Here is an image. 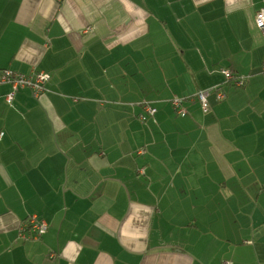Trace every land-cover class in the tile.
Wrapping results in <instances>:
<instances>
[{
  "label": "crops",
  "instance_id": "crops-1",
  "mask_svg": "<svg viewBox=\"0 0 264 264\" xmlns=\"http://www.w3.org/2000/svg\"><path fill=\"white\" fill-rule=\"evenodd\" d=\"M261 5L0 0V69L50 75L40 100L0 83V264H264ZM32 214L47 231L22 240Z\"/></svg>",
  "mask_w": 264,
  "mask_h": 264
},
{
  "label": "built area",
  "instance_id": "built-area-1",
  "mask_svg": "<svg viewBox=\"0 0 264 264\" xmlns=\"http://www.w3.org/2000/svg\"><path fill=\"white\" fill-rule=\"evenodd\" d=\"M254 25L260 32L263 44H264V0H262L261 7L255 12ZM261 74L264 76V55L261 63ZM221 73L224 76L225 83H233L234 85H242L244 77L237 75L231 68L221 69ZM50 80V75L47 72L32 70L27 74L13 71L9 68L0 69V83H9L12 90L6 95L7 100L10 101L13 97L14 92L17 89L27 87L30 90L31 96L37 100H40L46 92V84ZM213 93L217 101H222L226 98L225 92L221 90V84L214 85L208 89L197 90L195 97L200 105V109L203 113H207L210 110L208 95ZM186 97L184 96H173L169 99L170 105L173 110L179 116L186 114L184 103ZM141 112L137 114V119L140 122L153 118L156 112V108L150 105L147 101L141 103ZM3 132L0 131V138ZM137 153L142 154L143 149L140 148ZM143 173V168L137 170ZM19 237L22 240H37L47 231V224L43 219L36 215H28L18 227ZM221 264H232L231 261H223Z\"/></svg>",
  "mask_w": 264,
  "mask_h": 264
},
{
  "label": "rangeland",
  "instance_id": "rangeland-1",
  "mask_svg": "<svg viewBox=\"0 0 264 264\" xmlns=\"http://www.w3.org/2000/svg\"><path fill=\"white\" fill-rule=\"evenodd\" d=\"M251 84H252V81L250 80V75H248V76L244 77V82L242 85H240V86L234 85L233 83L229 82V83L225 84L226 85L225 88L230 93L234 91V95L237 98V105L238 106H242V108H248L250 106L252 96L255 95V92L252 91V89L250 88ZM257 102H258V100L254 101V103H257Z\"/></svg>",
  "mask_w": 264,
  "mask_h": 264
},
{
  "label": "bare ground",
  "instance_id": "bare-ground-1",
  "mask_svg": "<svg viewBox=\"0 0 264 264\" xmlns=\"http://www.w3.org/2000/svg\"><path fill=\"white\" fill-rule=\"evenodd\" d=\"M33 215V214H32Z\"/></svg>",
  "mask_w": 264,
  "mask_h": 264
}]
</instances>
